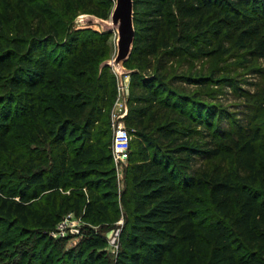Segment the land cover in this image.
Masks as SVG:
<instances>
[{"label": "trees", "instance_id": "1", "mask_svg": "<svg viewBox=\"0 0 264 264\" xmlns=\"http://www.w3.org/2000/svg\"><path fill=\"white\" fill-rule=\"evenodd\" d=\"M132 1L134 41L123 61L130 68L124 121L136 135L127 158L131 204L107 264H165V258L172 264H264V146H255L262 134L242 136L229 166L218 162L191 169L195 153L209 159L218 148L190 145L183 114L153 125L150 110L167 109L170 95L158 98L150 83L158 74L139 71L142 57L159 48L166 52L170 22L177 43L189 34L196 36L193 43L222 34L234 37L240 49L264 55V0ZM34 4L0 0L5 15L0 17V63L5 59L13 66L2 73L0 65V157L12 158L8 167L0 163V248L19 238L16 226L21 232L30 225L39 229L40 240L54 228L58 215L40 203L41 194L52 200V208L57 198L61 208L73 204L77 210L84 195L75 188L82 187L85 217L95 203L115 197L110 141L102 142L108 132L104 114L116 87L111 67L101 65L107 38H92L90 29L70 26L69 18L77 11L107 18L112 1L48 0L61 15L57 23L46 21L45 11ZM24 10L27 22L20 17ZM5 30L12 34L4 37ZM196 121L202 124L200 118ZM24 138L44 146L46 168H37L30 153L21 162L9 152L16 139ZM44 150L36 152V159H43ZM208 207L205 218L200 210ZM80 230L84 239L77 264H95V250L104 242L92 229Z\"/></svg>", "mask_w": 264, "mask_h": 264}, {"label": "rangeland", "instance_id": "2", "mask_svg": "<svg viewBox=\"0 0 264 264\" xmlns=\"http://www.w3.org/2000/svg\"><path fill=\"white\" fill-rule=\"evenodd\" d=\"M47 1L35 0L34 5L37 9L45 11L46 21L57 23L61 15L53 9L52 5L47 4ZM93 1L100 2L102 0ZM111 1L113 6L114 0ZM21 15H23L22 19L27 22L28 13L26 10L20 14V17ZM91 15L90 13L77 11L76 14L69 17L70 26L90 29L87 33L92 38L106 36L104 58L112 59L117 51V30L112 25L103 28ZM0 17H5L1 6ZM62 19L65 18L62 16ZM168 25L164 34L167 42L166 52H162V48H159L156 54L142 57V66L139 68L140 72L143 71L149 76L153 73L158 74V80L150 82L152 87L159 95L158 98L170 95L171 99L167 109L152 108L150 110L149 115L155 117L153 125L168 118L173 119L178 114H183L182 117L185 120L183 125L189 127L192 134L188 137L190 145L200 146V144L205 143L208 146L218 148L219 153L209 159H201L195 153L191 169L195 167L200 169L202 165L211 166L218 162L224 166H229L232 163L235 143L239 142L242 136H250L255 131L262 134V138L255 142L256 148L261 150L264 146V55L260 56L253 50L240 49L234 43V37L227 39L222 34L218 38L203 42L196 41L195 43L191 41H194L196 36L186 35L188 42L191 43L190 48H188L187 39L181 43L172 40L171 32L176 28H174L172 22ZM5 27L6 23L3 21V29ZM11 34L9 30L3 32L4 37ZM261 35L264 37V28ZM49 48L51 49V45ZM0 65L3 68L2 73L8 67H13L11 62L5 59ZM124 67L128 74L130 68ZM110 70L116 75V87L114 98L104 114L106 121H108L106 127L108 132H106V137L102 138V142L107 143L106 138H108V141H110L108 147L111 149L114 129L118 122H121L128 130L130 141L136 135L124 121L126 114L118 118L117 121L114 120V113L117 115L121 113V111H118V107L123 106L117 104L118 99L121 100L117 74L112 67ZM198 78L204 79L203 82L198 83L196 81ZM127 79H129V75H127ZM1 91L0 82V93H2ZM170 107H173V109L169 111ZM147 116H145V120ZM196 117L201 119L202 124H198ZM98 133L100 136L105 134L103 130H99ZM42 149L44 150V146L31 142L27 138L16 139L12 148L9 146V152L14 151L12 155L17 156L21 162L26 158L27 153H30L34 157L37 168H46L49 154L45 150L41 153L43 159H36V152ZM9 159L12 158L2 156L0 157V163L8 167ZM113 166L112 189L115 197L112 201L101 200L100 204L95 203L93 212L89 217H85V212L82 210L85 205L84 198H86L82 187L75 188L78 193L84 195L77 210H74L73 204L61 208L57 204V198H55L57 207L52 208V200L45 194H41L40 203L51 209L53 214L58 215L59 221L54 228L44 231L45 237L41 240L39 238L41 233L38 232L40 230L33 228L32 225H30L29 230H26L28 232H21V229L16 226L19 238L11 240L9 246L0 248V264H77V254L83 247L84 234L80 230L83 227L92 229L93 233L104 242L102 249L95 250L97 255L95 264H107L108 261H112L118 243L115 237H117V233L119 234L128 217L127 206L131 204L129 163L127 160L120 163L113 162ZM78 193L75 194L76 198H79ZM101 204L105 208H102ZM200 213L207 218L210 208H202ZM91 217L93 220H90ZM48 240L52 241L51 245L44 246ZM89 251L90 249L83 253L80 258L81 261H86ZM165 264L172 263L168 258H165Z\"/></svg>", "mask_w": 264, "mask_h": 264}, {"label": "water", "instance_id": "3", "mask_svg": "<svg viewBox=\"0 0 264 264\" xmlns=\"http://www.w3.org/2000/svg\"><path fill=\"white\" fill-rule=\"evenodd\" d=\"M91 16L103 28L112 25L117 30L116 54L112 59H105L101 65L106 64L111 66L116 72L119 82L122 84L124 76L129 74L125 71L123 61L130 55L134 41L133 1L114 0L108 19L93 14Z\"/></svg>", "mask_w": 264, "mask_h": 264}, {"label": "built area", "instance_id": "4", "mask_svg": "<svg viewBox=\"0 0 264 264\" xmlns=\"http://www.w3.org/2000/svg\"><path fill=\"white\" fill-rule=\"evenodd\" d=\"M118 83H119L118 88L121 93V100L118 99L117 104H122L123 107H118V111H121V113H118V115L114 113L115 116L114 120L116 121L118 118L123 117L127 112L125 101H126V96L128 95L127 91H128L129 81L127 85H125L124 79L122 84L119 82V80ZM114 130L115 131H114L112 147H111L112 159L113 162L120 163V162H124L128 158L130 135L128 130L124 127V125L121 122L117 123Z\"/></svg>", "mask_w": 264, "mask_h": 264}, {"label": "bare ground", "instance_id": "5", "mask_svg": "<svg viewBox=\"0 0 264 264\" xmlns=\"http://www.w3.org/2000/svg\"><path fill=\"white\" fill-rule=\"evenodd\" d=\"M127 76L124 77V83L127 84Z\"/></svg>", "mask_w": 264, "mask_h": 264}]
</instances>
